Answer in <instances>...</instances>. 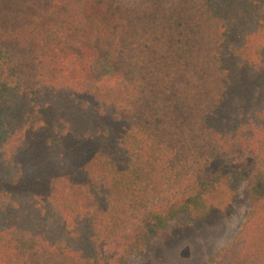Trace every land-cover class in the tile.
<instances>
[{"label": "trees", "instance_id": "1", "mask_svg": "<svg viewBox=\"0 0 264 264\" xmlns=\"http://www.w3.org/2000/svg\"><path fill=\"white\" fill-rule=\"evenodd\" d=\"M248 154L251 210L204 264H264L263 0H0V264H121Z\"/></svg>", "mask_w": 264, "mask_h": 264}, {"label": "rangeland", "instance_id": "2", "mask_svg": "<svg viewBox=\"0 0 264 264\" xmlns=\"http://www.w3.org/2000/svg\"><path fill=\"white\" fill-rule=\"evenodd\" d=\"M260 166L252 154L240 162L223 158L212 163L215 182L207 213L200 216L175 206L165 220L146 229L151 235L144 234L121 264H204L240 232L251 210V180ZM28 187L38 196L46 194V184L39 180Z\"/></svg>", "mask_w": 264, "mask_h": 264}]
</instances>
